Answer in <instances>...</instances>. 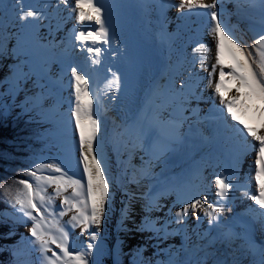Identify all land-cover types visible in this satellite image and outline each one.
<instances>
[{
  "label": "bare ground",
  "instance_id": "1",
  "mask_svg": "<svg viewBox=\"0 0 264 264\" xmlns=\"http://www.w3.org/2000/svg\"><path fill=\"white\" fill-rule=\"evenodd\" d=\"M249 1L219 0L217 4L221 18L232 30V39L239 38L237 43L243 42L245 48L261 32V15L249 10ZM204 2L211 3L212 0ZM174 3L162 25L154 23L158 19L150 8L145 16L120 8L113 42L97 45L102 48L100 63L93 64L91 61L95 57L75 47L72 30L80 25L74 14L63 5L57 6L58 0H24L25 7L34 6L43 13L34 23L31 18L28 22L20 21V9L13 6L12 0H3L0 6V48L3 53L0 67L5 69L0 70V103L10 108L13 103L22 104L37 94L42 95L30 100L33 105L28 113L37 110L41 115L53 107L37 120L47 128L48 135L57 138L49 139V143L62 145V148L53 145L51 151H47L51 159H44V163L63 161L66 170L71 168L72 172H78L77 133L74 121L69 123L74 107L70 69H82L89 77V90L96 97L95 111L101 121L96 147L102 154L113 201L111 207L109 198L106 217L101 224L109 233V252L103 253L100 260L107 263L112 254L113 264H123L127 244L134 235H139L133 240L150 246L156 256H165L162 264H261L264 260L261 251L252 252L243 233L228 229L238 214L244 211L257 214V206L243 195L245 191L250 194L254 191L248 184L254 156L252 153L241 156L237 164L239 141L229 127L235 121L215 117L218 113L215 108L222 105L215 97L214 89L207 86L216 57L209 17L203 10L198 13L179 9L178 0ZM10 44L14 46L8 52ZM201 44L211 49L204 55L203 68L200 66L201 53L196 51ZM229 48L225 40L222 59L226 72L230 71L228 65L236 62ZM113 72L121 77L123 90L131 93L122 97L121 85L119 90L109 85ZM215 79H218V69ZM184 84L197 93V99L190 104H182L179 95L176 99L171 98L173 93H188L189 88ZM234 94L236 82L228 80L223 95ZM115 99H118L117 104ZM248 103L253 108L240 109L238 114L249 126L256 127L264 122V118L255 108L264 107V104L259 101ZM28 106L25 104L24 108ZM59 109L61 113L57 114ZM51 121H55L59 130ZM173 123L179 126L178 139L171 135ZM195 137H200L201 141L194 142ZM157 145L162 146V150H157ZM220 173L226 176L235 173L231 179L236 183L225 211L219 214L221 219L210 225L202 213L197 221L190 211L186 220L177 222L174 213L193 193L206 196V203L217 202L212 181ZM137 180L139 182L131 186ZM170 196L173 199L158 210L161 201ZM73 214L60 218L61 223ZM11 220L6 217L15 232L2 238L17 252L29 250L31 246L26 238L30 236L31 224L17 222L14 217ZM216 228L226 230L213 237L211 233ZM155 229L161 231L157 233ZM229 231L241 239L224 243L223 235ZM99 234H103L102 229ZM79 235V228L71 229L70 243L76 249L86 244L83 240L73 242ZM97 243L95 240L94 244ZM38 255L32 253V264H38ZM139 256L142 258V254ZM158 262L156 260V264Z\"/></svg>",
  "mask_w": 264,
  "mask_h": 264
},
{
  "label": "snow or ice",
  "instance_id": "2",
  "mask_svg": "<svg viewBox=\"0 0 264 264\" xmlns=\"http://www.w3.org/2000/svg\"><path fill=\"white\" fill-rule=\"evenodd\" d=\"M218 2L219 0H212L211 3H205L204 0H178L177 6L188 12L199 13L203 10V14L209 17V31L215 41L216 57L215 64L211 66L209 72L210 79L207 86L214 89V95L222 105L219 109L221 117L224 120L230 118L235 121L229 127L233 131V136L239 141L237 164L241 156H247L249 153L254 156L252 173L248 177V184L254 191L251 194L245 191L243 195L257 206L255 209L257 215L253 220L259 223L260 231L264 235V122L252 127L238 114L240 109L253 108L249 101H259L264 104V0H258L261 9V32L248 48L242 46L243 42L237 43L239 38L232 39V30L224 23L217 10ZM12 3L20 9L18 19L22 22H28L31 18V22L34 23L43 15L42 11L34 6L25 7L24 0H12ZM2 5L3 0H0V6ZM59 5H63L74 14L76 23L81 26L79 30H74V40L80 41L82 49L95 57L91 61L93 64L100 63L99 55L102 48L97 45H110L113 42L105 14L106 9L101 0H58L57 6ZM225 40L228 41L229 51L236 61L228 65L230 71L227 72L222 59ZM196 51L201 53L200 66L203 68L204 55L211 52V49L201 44ZM2 54L0 48V55ZM217 69L218 79H215ZM70 74L74 89V107L69 123L72 124L74 121V129L77 133L76 164L79 171L72 172L71 168L66 170L63 161L37 162L21 173L26 178L14 177L9 182L0 183V190L6 202L11 205L13 215L19 214L14 215V219L25 225L31 224L30 236L26 238L31 248L22 252L13 249V259L10 264H32L30 260H21L20 257L22 255L30 257L33 252L39 254L38 264H90V254L96 247L93 242L98 238L110 198L109 178L106 176V169L96 147L101 121L95 111L96 97L89 90V77L77 67H72ZM228 80L236 82V94L226 97L223 95V90ZM120 81L121 77L113 72L109 85L119 90ZM183 86L189 88L188 93H173L171 98L176 99L179 95L182 97V104H190L192 100L197 99V93L189 85ZM255 111L264 118V107H257ZM178 127L177 124H172L171 135L176 139L179 138ZM143 135L144 133L141 132V139ZM156 147L157 150H162V146ZM46 172L51 174L46 175ZM234 174L226 176L220 173L215 176L212 184L215 187L217 202L206 203V196L193 193L189 201L183 202L174 213L176 221L186 220L191 211L197 221L201 219L200 213H202L210 225L218 222L221 219L219 214L225 211V204L236 187L235 181L231 179V175ZM49 188H52L51 192ZM58 198L59 204H57ZM73 212L74 214L62 224L60 218ZM75 228H79L82 235L88 234V242L79 249L72 247L70 243L71 229ZM155 231L158 233L161 229ZM234 239L241 237L231 231L223 235L224 243ZM244 239L249 249L256 247L255 240L251 236ZM259 249L264 255V240L261 241ZM261 264H264V260Z\"/></svg>",
  "mask_w": 264,
  "mask_h": 264
},
{
  "label": "rangeland",
  "instance_id": "3",
  "mask_svg": "<svg viewBox=\"0 0 264 264\" xmlns=\"http://www.w3.org/2000/svg\"><path fill=\"white\" fill-rule=\"evenodd\" d=\"M13 46H14L13 44H10L8 46L9 47V48H7L8 52L13 49ZM8 52H7V54H8ZM12 54H13V52H12ZM7 59H8V57H7ZM3 69H5V68L3 66H1L0 70H3ZM20 73H22V72H20ZM121 87H122V97L125 94L131 93L130 91H124L122 85H121ZM36 97L41 98L42 95L37 94L34 98H29L28 100H26L22 104L13 103V105L10 108H7L0 103V119H2L4 122H6V124L8 122L12 123V121H14L15 125L22 126V130L24 132H27L21 138V141H22L21 144H22V146L24 145V147H26L24 149V152H26L27 155L21 161H19L20 163L18 165V170H19L20 175L18 177H15V178H19V179L26 178L23 175H21V173L24 172L29 167L34 166L35 163L44 162L45 161L44 159L50 160L51 158L47 156V151H49V150L51 151L50 148L53 145L58 144V143H53V144L49 143V141H50L49 139H51V138L57 139V138L54 135H48L46 133L47 128L45 126H43L41 123H39L37 120L38 118H41V117L45 116L46 114H48L49 112H51L53 110V107L47 109L45 111V113L41 114V115H38V113L36 112L37 110L31 111L30 113H28L29 109L33 105V103L30 100H34V99H36ZM0 102H1V99H0ZM115 102H116L115 104H117L118 99H115ZM25 104H29L28 108H24ZM59 113H61L60 109L58 110L57 114H59ZM50 123H53V125H54L55 121H51ZM55 127L59 130V128L57 126H55ZM218 141H219V143L222 142L219 139H218ZM224 143L229 144L228 142H225V141H224ZM58 145L60 148H62V145H60V144H58ZM97 151L99 153L100 159H102L101 152H99L98 149H97ZM147 180H149V179H147ZM138 182L139 181L137 180V182L132 184L131 186L136 185ZM131 186H129V187H131ZM209 194H210V192H209ZM0 197L7 207V210H3L0 213V243H2L9 250H11V253H12L13 252V248L11 247L12 245L7 243L5 241V239H3L2 237L7 236L9 234H14V232H15L14 231L15 227H13V224L11 222L6 221V217L9 220L12 219L11 221H13L14 215H19V214L16 213L13 215V209H12L11 205L6 202V198L4 197L2 190L0 192ZM171 199H173L172 196H170L168 198H164L161 201L158 210H160V209L162 210L163 205L166 202H169ZM110 204L112 207L113 201L111 198H110ZM105 217H106V213H105ZM3 225H8L10 227L9 228H1V227H3ZM100 229L103 230V234L100 235L98 233V238L96 239V240H98V243L96 244L95 249L92 251V253L90 254V257H89L90 264H113L114 258L112 256V254L109 255V259H108L107 263H105V261H103V260H100L101 255L103 253L109 252L108 240H107V236L109 235V233L101 225H100ZM6 230L8 231L7 234L4 233ZM26 234H29V233H26ZM137 236H139V235H137ZM137 236L134 235L133 239L136 238ZM74 239H75V240H73L74 243H75V241H79V240L86 241L85 243H87L88 242L87 241L88 240V234H84V235L81 234ZM133 239H131L130 243L127 244L128 252L123 254V264H138L139 260H141V264H156V260H159L160 262H162V260L165 258V256H156L155 253L152 251L150 246L147 247L145 245H142L140 242L133 240ZM136 239H138V237ZM80 242H78V243H80ZM139 254L140 255L142 254V258H141V256H139ZM20 259L21 260H30L31 258L29 256H23V257H20ZM136 259H139V260H136ZM230 259L232 260V258H230ZM136 261H137V263H136Z\"/></svg>",
  "mask_w": 264,
  "mask_h": 264
},
{
  "label": "trees",
  "instance_id": "4",
  "mask_svg": "<svg viewBox=\"0 0 264 264\" xmlns=\"http://www.w3.org/2000/svg\"><path fill=\"white\" fill-rule=\"evenodd\" d=\"M22 126L14 125L11 122L5 124L0 120V183H6L14 177H18V165L27 153L24 152V145L21 138L26 134ZM1 192V190H0ZM6 205L0 197V211L6 210ZM5 234L8 233L6 230ZM13 256L11 250L0 243V264H10Z\"/></svg>",
  "mask_w": 264,
  "mask_h": 264
}]
</instances>
